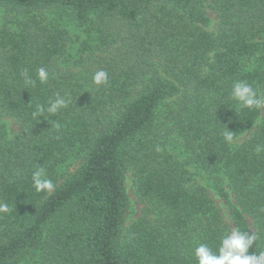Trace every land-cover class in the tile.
I'll return each instance as SVG.
<instances>
[{
  "label": "trees",
  "instance_id": "trees-1",
  "mask_svg": "<svg viewBox=\"0 0 264 264\" xmlns=\"http://www.w3.org/2000/svg\"><path fill=\"white\" fill-rule=\"evenodd\" d=\"M239 80L264 95V0H0V264H196L233 229L264 251V109L236 107Z\"/></svg>",
  "mask_w": 264,
  "mask_h": 264
},
{
  "label": "clouds",
  "instance_id": "clouds-1",
  "mask_svg": "<svg viewBox=\"0 0 264 264\" xmlns=\"http://www.w3.org/2000/svg\"><path fill=\"white\" fill-rule=\"evenodd\" d=\"M20 75L23 78L25 88H34L37 83L45 84L49 79V72L44 67L36 70L35 78L29 75L27 68L23 69ZM92 82L96 86L107 84L108 73L103 69L96 71L92 77ZM230 98L238 109H264V95L258 94L254 87L244 80L233 82ZM70 103L71 99L69 97L57 93L54 98L47 101L46 105L37 104L32 112V117L38 120V118H43L45 113L54 116L62 109L67 108ZM52 126L55 128L60 127L58 122H52ZM223 139L226 143H232L234 141L233 132L223 127ZM256 151H261V148L258 146ZM31 183L37 193H50L54 189L52 180L47 177L46 170L41 165H37L31 171ZM9 211L7 203H0V214ZM257 239V235L251 232L233 229L221 236L219 246L215 252L207 243H200L195 247L193 256L196 264H264V251L250 252Z\"/></svg>",
  "mask_w": 264,
  "mask_h": 264
},
{
  "label": "rangeland",
  "instance_id": "rangeland-1",
  "mask_svg": "<svg viewBox=\"0 0 264 264\" xmlns=\"http://www.w3.org/2000/svg\"><path fill=\"white\" fill-rule=\"evenodd\" d=\"M7 127L9 128L10 133L17 131V127L12 121H7ZM125 185H126L125 186L126 194H127L128 200H129V207L126 210L125 215H124V225H128L139 215L140 206L137 204V202L135 200V197L133 194V189L131 186L132 181H131V178L129 175H127Z\"/></svg>",
  "mask_w": 264,
  "mask_h": 264
}]
</instances>
